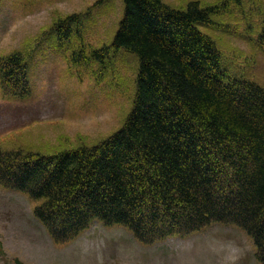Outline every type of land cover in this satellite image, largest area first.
<instances>
[{"label":"trees","instance_id":"1","mask_svg":"<svg viewBox=\"0 0 264 264\" xmlns=\"http://www.w3.org/2000/svg\"><path fill=\"white\" fill-rule=\"evenodd\" d=\"M216 10L122 0L111 48L132 53L138 67L121 127L53 156L0 148V184L40 201L34 215L56 241L96 220L126 226L143 243L236 224L264 264V88L232 75L198 28ZM80 24L69 15L50 32L68 44ZM106 51L92 56L102 61ZM28 70L20 52L0 59L4 93L26 95Z\"/></svg>","mask_w":264,"mask_h":264},{"label":"rangeland","instance_id":"2","mask_svg":"<svg viewBox=\"0 0 264 264\" xmlns=\"http://www.w3.org/2000/svg\"><path fill=\"white\" fill-rule=\"evenodd\" d=\"M162 1L179 10L192 1L218 6L211 24L198 28L232 75L264 88V0ZM73 14L80 15L79 28L68 44L57 43L50 28ZM121 14L122 0H0V59L20 52L31 60L30 96L14 100L0 85L4 148L53 155L94 145L122 125L138 64L132 53L111 48ZM105 48L102 61L93 58ZM30 209L26 196L0 188V264H258L252 242L233 225L142 245L122 226L94 223L60 245Z\"/></svg>","mask_w":264,"mask_h":264}]
</instances>
